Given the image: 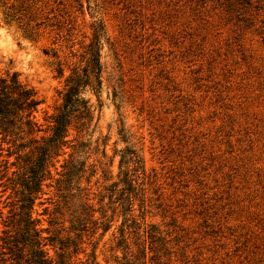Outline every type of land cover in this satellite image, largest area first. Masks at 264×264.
<instances>
[{
    "label": "rangeland",
    "instance_id": "1",
    "mask_svg": "<svg viewBox=\"0 0 264 264\" xmlns=\"http://www.w3.org/2000/svg\"><path fill=\"white\" fill-rule=\"evenodd\" d=\"M96 24L101 85L83 91L94 118L78 155L96 224L73 262L94 249L98 264H264V0H0V75L34 90L38 135ZM130 150L139 163L120 165ZM66 154L34 214L71 239Z\"/></svg>",
    "mask_w": 264,
    "mask_h": 264
},
{
    "label": "trees",
    "instance_id": "2",
    "mask_svg": "<svg viewBox=\"0 0 264 264\" xmlns=\"http://www.w3.org/2000/svg\"><path fill=\"white\" fill-rule=\"evenodd\" d=\"M101 30L100 25L92 26L89 42L64 77L60 103L50 115L47 135H38L41 128L33 114L39 100L34 90L21 83L15 73L0 75V135L9 143L6 156H15V161L6 157L0 159V179L5 177L0 183L2 192L9 190L4 198L0 195V264H98L94 249L82 262H73L72 258L79 251L83 252L79 244L87 224H96L95 219H90L94 209L79 184L87 164L79 160L78 155L89 145L83 139L94 118V107L83 91L87 87L98 91L101 85ZM57 72L63 75V63L58 62ZM71 130L75 132L73 137H70ZM66 148L71 152L66 154ZM128 153L130 157L122 156L120 165L139 163L135 151ZM65 154L61 170L55 172L58 175L55 183L62 204L73 205L70 228L74 236L71 239L61 237L60 230L50 227L55 224V217L47 220L50 226L43 227L34 214L35 203H42L45 187L50 185L47 180L53 178L52 169ZM9 165L17 166V170L12 171L13 177H6ZM138 168L135 165L132 173ZM128 171L127 168L124 172V182L134 188V178ZM122 199L127 201V196ZM126 204L130 209L131 201ZM60 207H54V212ZM3 208L7 210L3 212ZM107 227L104 226L103 231ZM50 249L52 254H49Z\"/></svg>",
    "mask_w": 264,
    "mask_h": 264
}]
</instances>
